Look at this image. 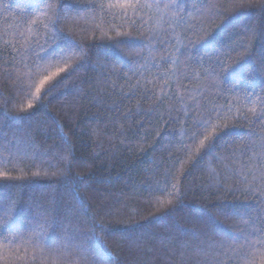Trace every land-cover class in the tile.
<instances>
[{"label":"trees","instance_id":"1","mask_svg":"<svg viewBox=\"0 0 264 264\" xmlns=\"http://www.w3.org/2000/svg\"><path fill=\"white\" fill-rule=\"evenodd\" d=\"M125 2L0 0V264H261L264 0Z\"/></svg>","mask_w":264,"mask_h":264},{"label":"snow or ice","instance_id":"2","mask_svg":"<svg viewBox=\"0 0 264 264\" xmlns=\"http://www.w3.org/2000/svg\"><path fill=\"white\" fill-rule=\"evenodd\" d=\"M41 2H43V0H41ZM142 6L151 7V5H147V4H146V5H141L140 0H126L125 3H121V4L119 5V7H120L121 9L125 10V11H126V9H128V8H131V9L135 10L136 8H139V7H142ZM46 7H47V5H46ZM261 7H264V5H261ZM38 15H40V16H44L45 13L40 12V13H38ZM32 23L35 24L36 21H33ZM45 27H47V25H45ZM66 67H67V66H66ZM64 71H65V68H60V69L57 70V72L52 73V74L49 75V76H46V77L44 78V80H42V81L40 82V87H37V89H36V93H37V95H39L40 90H41V88L43 87V85L45 84L46 81H50V80H52L53 77H55L56 75H58L60 72H64ZM28 107L30 108L31 105H28ZM251 111L253 112V114H255V111H256V110H255V108H253V109H251ZM204 123L207 124L208 122L205 121ZM216 127H217V126H216L215 124L212 125V128H213V129H215ZM212 137H213V133H212V132H209L208 135L205 137V139L210 140ZM200 143H201V146H203V145H204V140H201ZM36 174L38 175L39 173H36ZM0 176L6 178V177H7V174H6V173H3V172H0ZM5 226H7V222H6V221H5ZM254 231L257 232V233H260V234H261V238L256 242L257 244L261 245V249H258L257 251H258V254H260L261 256H264V227L256 228V229H254ZM38 247H39V246H38ZM40 250L42 251L43 249L41 248ZM34 251H35V250H34ZM107 254H108L109 256L111 255V253H107ZM250 264H255V260L251 261ZM261 264H264V260L261 261Z\"/></svg>","mask_w":264,"mask_h":264}]
</instances>
